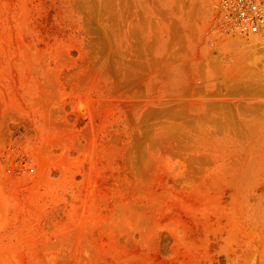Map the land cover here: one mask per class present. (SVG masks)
I'll list each match as a JSON object with an SVG mask.
<instances>
[{
    "label": "rangeland",
    "instance_id": "374dc122",
    "mask_svg": "<svg viewBox=\"0 0 264 264\" xmlns=\"http://www.w3.org/2000/svg\"><path fill=\"white\" fill-rule=\"evenodd\" d=\"M249 38L223 0H0V264H264Z\"/></svg>",
    "mask_w": 264,
    "mask_h": 264
},
{
    "label": "built area",
    "instance_id": "2783aa9c",
    "mask_svg": "<svg viewBox=\"0 0 264 264\" xmlns=\"http://www.w3.org/2000/svg\"><path fill=\"white\" fill-rule=\"evenodd\" d=\"M223 5L236 31L264 35V0H223Z\"/></svg>",
    "mask_w": 264,
    "mask_h": 264
},
{
    "label": "bare ground",
    "instance_id": "6f19581e",
    "mask_svg": "<svg viewBox=\"0 0 264 264\" xmlns=\"http://www.w3.org/2000/svg\"><path fill=\"white\" fill-rule=\"evenodd\" d=\"M236 32H238V31H236ZM238 33H239V35H244V34H241L240 32H238ZM244 36H246V35H244ZM247 37H250V38L247 39L243 43H246L249 48L251 47L253 49L264 50V35H262V34H253V35H249ZM239 41H241V40H239ZM237 42H238V40H237ZM246 44H245V46H246Z\"/></svg>",
    "mask_w": 264,
    "mask_h": 264
}]
</instances>
